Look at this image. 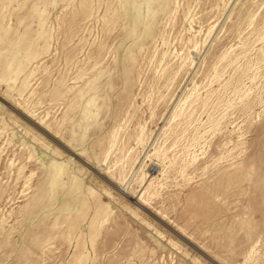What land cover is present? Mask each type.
Instances as JSON below:
<instances>
[{
    "label": "rangeland",
    "instance_id": "374dc122",
    "mask_svg": "<svg viewBox=\"0 0 264 264\" xmlns=\"http://www.w3.org/2000/svg\"><path fill=\"white\" fill-rule=\"evenodd\" d=\"M0 264H264V0H0Z\"/></svg>",
    "mask_w": 264,
    "mask_h": 264
},
{
    "label": "bare ground",
    "instance_id": "6f19581e",
    "mask_svg": "<svg viewBox=\"0 0 264 264\" xmlns=\"http://www.w3.org/2000/svg\"><path fill=\"white\" fill-rule=\"evenodd\" d=\"M128 1V3H129V0H127ZM91 47V46H90ZM83 61V60H82ZM88 63V62H87ZM172 150V149H171ZM34 153H36L35 151H34ZM42 156V155H41ZM45 159H47L46 157H45ZM66 168V167H65ZM62 169V168H61ZM59 172V171H58ZM55 173H56V171H55ZM59 174V173H58ZM57 174V175H58ZM60 175V174H59ZM56 180V179H55ZM75 184V183H74ZM58 186V185H57ZM76 187V186H75ZM74 189H76V188H74ZM51 190H53V189H51ZM52 195V194H51ZM71 195V194H70ZM70 198H72V196L70 197ZM75 198V197H74ZM68 199V198H67ZM135 204L136 205H139V206H144V204H145V200L143 199V197L142 196H139L138 198H137V200H135Z\"/></svg>",
    "mask_w": 264,
    "mask_h": 264
}]
</instances>
